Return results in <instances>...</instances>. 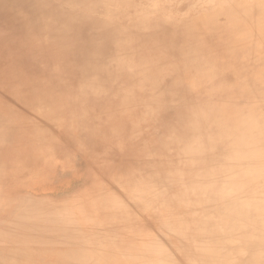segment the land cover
I'll return each instance as SVG.
<instances>
[{
  "label": "bare ground",
  "instance_id": "bare-ground-1",
  "mask_svg": "<svg viewBox=\"0 0 264 264\" xmlns=\"http://www.w3.org/2000/svg\"><path fill=\"white\" fill-rule=\"evenodd\" d=\"M208 1L169 21L154 2L134 26L124 0H0V96L15 99L4 112L71 115L108 146L125 139L113 131L129 106L170 134L155 136L144 207L105 187L91 200L96 264H264V0L197 8Z\"/></svg>",
  "mask_w": 264,
  "mask_h": 264
},
{
  "label": "rangeland",
  "instance_id": "rangeland-1",
  "mask_svg": "<svg viewBox=\"0 0 264 264\" xmlns=\"http://www.w3.org/2000/svg\"><path fill=\"white\" fill-rule=\"evenodd\" d=\"M124 1L126 4L123 2L120 7V11H124V21L129 17L134 26H143L149 25V19L131 18L134 11H146L156 2L161 4L159 15L169 21L174 17L185 18V7L197 0ZM197 6L198 9L212 10L216 4L210 0ZM102 7L105 9V2ZM1 97L0 264H96L100 253L89 239L94 221L100 218V212L92 206L94 197L109 189L114 199L119 196L125 202L128 196L133 205L144 207L157 189L156 181L150 175L157 170L153 159L157 152L155 136L160 135L167 141L170 134L156 126V119L151 114H140L126 106L123 114H116V118L121 114L125 118L126 115V128L118 125L113 131L115 135L121 130L126 131L125 139L108 146L99 145L96 136L97 133L103 135L104 130H95L97 128L92 123L80 128L77 119L71 115L58 116L56 121H44L38 110L27 112L21 108L8 114L4 110L15 99L10 94ZM228 101L231 105L237 104L234 99ZM97 148L104 149L103 153L94 155ZM171 150L167 147L164 153ZM147 161L149 164L143 166ZM141 167L142 175L135 176V171ZM126 169H130V174L128 170L126 175ZM111 171L118 180L108 177ZM114 171L120 172L121 176ZM133 219L137 225L145 222L137 216ZM123 238L121 235L113 241Z\"/></svg>",
  "mask_w": 264,
  "mask_h": 264
}]
</instances>
